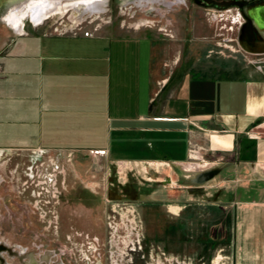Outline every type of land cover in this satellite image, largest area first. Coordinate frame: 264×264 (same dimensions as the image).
Returning a JSON list of instances; mask_svg holds the SVG:
<instances>
[{"label": "crops", "instance_id": "obj_1", "mask_svg": "<svg viewBox=\"0 0 264 264\" xmlns=\"http://www.w3.org/2000/svg\"><path fill=\"white\" fill-rule=\"evenodd\" d=\"M191 31L179 51L138 29L8 40L0 52V151L50 153L49 190L53 180L68 201L76 189L89 196L81 176L98 173L99 160L166 168L164 177L152 175L161 191L118 189L140 202L149 241L193 264H264V66L212 55L203 41L209 31L200 34L195 21ZM103 185L101 199L116 196Z\"/></svg>", "mask_w": 264, "mask_h": 264}, {"label": "rangeland", "instance_id": "obj_2", "mask_svg": "<svg viewBox=\"0 0 264 264\" xmlns=\"http://www.w3.org/2000/svg\"><path fill=\"white\" fill-rule=\"evenodd\" d=\"M103 1L104 12L82 15L80 11L83 16L81 22L76 20L80 13L73 9L54 14L39 25H34L29 19L20 17L18 20L23 28L21 33L72 32L84 29L95 30V33L109 30L125 33L138 29L146 30L158 37L166 51L171 50L170 47H175L179 51L180 47H187L184 40L192 35L191 28L195 21L200 25V34L207 35L206 32L209 31L208 39L203 41L204 45L208 44L210 51H214L212 55H219L223 59L227 55L231 57L235 55L242 59L243 64L250 67L264 66V54L254 55L242 51L241 55H238L239 52L229 50V47L237 49L230 40L234 38L237 20L235 18L232 22L229 21L230 19L220 20V17H215L218 12L213 9L206 11L192 6L186 7L181 2L168 6L162 0ZM69 3L72 2L63 4ZM222 12L226 16L233 11L231 8H226ZM230 27L232 29H229ZM21 33H16L5 22L0 21V52L8 40ZM186 58L181 55V62ZM50 158L51 154L48 152L0 151V246H3L1 253L3 264H27L28 260L29 264H32L30 260L32 257H36L39 261L34 264H93V257L88 255L80 243L88 233L89 236L85 240H91L93 233L103 240V244L100 245L101 256H99L103 264H177L172 260L177 257L163 252L146 237L140 202L130 199L129 192L118 190L126 187L129 190L134 183L139 187V192L142 189L145 192L161 191L164 188L154 181L156 178L153 176L164 177L166 168L154 166L151 171L137 165L130 170V164L121 165L120 162L111 164L99 160L98 173L94 176L89 174L81 176L85 185L89 187L85 188L86 191L91 193V190H95L94 193H97H93L97 205L94 209L96 217L94 222L97 223L95 225L97 228L94 230L87 226L92 224L89 219L91 210L83 208L80 204L75 205L78 207L75 213L73 207H68L67 212L63 211L59 225L55 227L53 215L50 213L51 205L48 196H45L47 192L42 190L41 193V187L38 185L37 197L35 200L29 199L27 191H23L24 187L19 183L25 177L28 165L33 170L36 168L37 173L46 177ZM53 159L55 164H63L65 169L67 165L74 168V164L71 166V162L66 161L65 157H53ZM94 161L98 163L97 160ZM40 163L42 166H39ZM104 174L109 176L111 184L108 183V179L104 182ZM172 174L170 172V177H173ZM103 183L111 191H116V196L101 199ZM99 215L105 216L104 225L99 224ZM66 232L69 236L64 241L63 235ZM45 257H48L47 261H43Z\"/></svg>", "mask_w": 264, "mask_h": 264}, {"label": "flooded vegetation", "instance_id": "obj_3", "mask_svg": "<svg viewBox=\"0 0 264 264\" xmlns=\"http://www.w3.org/2000/svg\"><path fill=\"white\" fill-rule=\"evenodd\" d=\"M162 1L165 3V5L168 6L173 5L176 2L178 3L181 2L186 7L192 6L193 8H199L206 11L213 9L214 11L218 12V15H215V17L217 16L220 17V20L230 19L229 21L232 22L233 18H235L237 20V24L235 26L236 30L233 33L234 38H231L230 40L234 42V45L237 47V49L254 55L264 54V0H162ZM3 4L4 3H0V21L5 22V14L3 13L4 11L2 7ZM226 8H231L233 12L224 16L222 11H224ZM207 14L209 13L207 12ZM237 49L234 48V51H236ZM39 166H42V163H40ZM45 175L46 177H43L40 173H37L36 168H34L33 170L31 169L30 165H28L27 171L25 172V177L22 178L19 183L24 187L22 188L23 191H27L26 194L29 197V199L35 200V198L37 197L38 185H40L39 187H41L40 188L41 193H43V191L47 192V195L45 196H48L49 199L48 202H50L51 205L50 213L53 215L54 222L56 224L55 227H58L57 225H59V221L63 216L62 215L63 211L65 212L68 211V207H69L68 196L63 195V192L61 195L59 192V195L53 198L51 194L48 193V189H50L51 186H50V182H48L47 173ZM60 197L61 200L59 201L58 199ZM24 200L25 199H23V201ZM57 200H58L57 207L58 205L59 207L56 210V215L54 216V214L52 213L53 211L52 206L53 204H56ZM78 201H80V199ZM60 208L61 210H59ZM104 218L105 216L103 215V219ZM94 219L95 217H93L92 219L93 222ZM103 222L105 223L104 220ZM87 226L90 229H94V230L97 228L95 226V222ZM74 232L77 233L76 230H74ZM68 236L69 234L67 232L63 235L64 241L68 239ZM87 236H89V233L87 234ZM92 236H91L92 237L91 240H85V238H83V240H81L80 243L84 247V250L88 252V255L90 257H93V264H103L101 257H99L101 256L100 245L103 244V240L99 235H96L95 233H93ZM94 239L98 241L97 244H95V242L93 241ZM1 247L3 248L2 245ZM0 253H2V250L0 251Z\"/></svg>", "mask_w": 264, "mask_h": 264}, {"label": "bare ground", "instance_id": "obj_4", "mask_svg": "<svg viewBox=\"0 0 264 264\" xmlns=\"http://www.w3.org/2000/svg\"><path fill=\"white\" fill-rule=\"evenodd\" d=\"M0 1H1L0 3H4L2 7L4 11L3 13L5 14V22L16 33L23 32L22 23L18 20L20 17L29 19L34 25H39L42 24L46 19H49L54 14H58L59 12L62 13V11H67L70 9L76 10L79 13L81 11L82 15L85 13L93 15V13H100L105 11L103 0H17V1L0 0ZM68 1L72 3L63 4L64 2H68ZM137 6H142V5L137 4ZM81 13L80 16L76 19L80 22L82 21V17H83ZM47 258L48 257H45L46 260ZM30 260L32 264H34L35 262H39L37 259H35V257H32Z\"/></svg>", "mask_w": 264, "mask_h": 264}, {"label": "trees", "instance_id": "obj_5", "mask_svg": "<svg viewBox=\"0 0 264 264\" xmlns=\"http://www.w3.org/2000/svg\"><path fill=\"white\" fill-rule=\"evenodd\" d=\"M72 191H73V193H72L73 196H69V199H70V200H69V203H68V204L70 205L69 207H73L72 209H74V208H75V205L78 204V202H77L78 199H77V198H78L80 192L78 193V190H77V189H76V190H72ZM86 192L89 193V196H86V195H85V197H84V196L82 195V196H83L82 198H83L84 201H85V206H86V207L89 206L87 209L91 210L90 215H89L90 222H91V223H94L92 219H93V217H95V216H94V209H96V206H97V205H96V202H95L96 198H95V200L89 199L90 197H92V196H91L92 194H91L89 191H86ZM74 198H76L77 200H75ZM71 199H73V200H71ZM73 211H74V213H75V212H76V209L73 210ZM95 219H96V217H95ZM95 219H94V220H95ZM98 219H99V224L104 225V222H103V220H104V219H103V216L101 217V216L99 215V216H98ZM95 225H96V223H95Z\"/></svg>", "mask_w": 264, "mask_h": 264}, {"label": "built area", "instance_id": "obj_6", "mask_svg": "<svg viewBox=\"0 0 264 264\" xmlns=\"http://www.w3.org/2000/svg\"><path fill=\"white\" fill-rule=\"evenodd\" d=\"M229 29H232V28L230 27ZM81 31H82V34H83L84 36H86V37L93 36L94 33H95V30H92V29H84V30H81ZM60 32H65V31H60ZM229 50H230L231 52H234V49H233V48H230V47H229ZM38 152L41 153V151H38ZM47 175H48V173H47ZM48 176L51 177V176H52V173H50ZM51 185H52V188H51V190L48 189V191H51V196H52L53 198H55V197L57 196V190H56L55 187H54V181H53V180H52ZM172 260H175V262H176L177 264H191V262H190L189 260H179V259H177V258L172 259Z\"/></svg>", "mask_w": 264, "mask_h": 264}, {"label": "water", "instance_id": "obj_7", "mask_svg": "<svg viewBox=\"0 0 264 264\" xmlns=\"http://www.w3.org/2000/svg\"><path fill=\"white\" fill-rule=\"evenodd\" d=\"M218 169L217 168H213V169H210V170H207V171H204L202 173L199 174L198 176V180H203V179H207L209 176H211L213 173H215ZM3 248L0 246V251L2 250ZM0 263L3 264L1 262V257H0Z\"/></svg>", "mask_w": 264, "mask_h": 264}]
</instances>
